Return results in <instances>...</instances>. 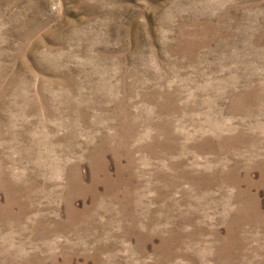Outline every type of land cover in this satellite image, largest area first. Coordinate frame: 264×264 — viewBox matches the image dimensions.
Returning a JSON list of instances; mask_svg holds the SVG:
<instances>
[{
  "label": "rangeland",
  "instance_id": "1",
  "mask_svg": "<svg viewBox=\"0 0 264 264\" xmlns=\"http://www.w3.org/2000/svg\"><path fill=\"white\" fill-rule=\"evenodd\" d=\"M0 264H264V0H0Z\"/></svg>",
  "mask_w": 264,
  "mask_h": 264
}]
</instances>
